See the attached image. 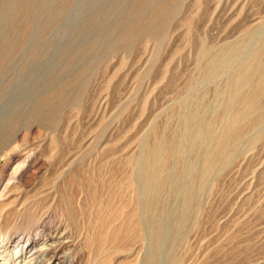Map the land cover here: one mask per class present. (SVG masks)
Wrapping results in <instances>:
<instances>
[{"label": "rangeland", "instance_id": "1", "mask_svg": "<svg viewBox=\"0 0 264 264\" xmlns=\"http://www.w3.org/2000/svg\"><path fill=\"white\" fill-rule=\"evenodd\" d=\"M2 190L0 264H264V0H0Z\"/></svg>", "mask_w": 264, "mask_h": 264}, {"label": "bare ground", "instance_id": "2", "mask_svg": "<svg viewBox=\"0 0 264 264\" xmlns=\"http://www.w3.org/2000/svg\"><path fill=\"white\" fill-rule=\"evenodd\" d=\"M33 163H34V161H33ZM33 163L31 162L30 158L25 159V161H19L17 163V165L12 169L10 179L19 180V181L22 180L25 177L26 173H28L30 171L31 167L34 165ZM23 181H24V179H23ZM5 188L6 187H4V189ZM5 192L6 191H4V190L0 191V199L4 196ZM8 194L9 193H7V195ZM0 203H2V202H0ZM14 242L15 243L12 244L11 247L14 248L15 251H14V253L9 254V255H6V252L9 249V247H8L9 243L7 241L0 243V258L4 259V257H5L6 260L10 263H17L23 257V254L27 253L28 256H26V260L28 259L29 262H31V260H34L36 258L35 257L36 251L41 250L43 248H46V246H48V245H53L54 237H50V236L49 237H43V238L41 237V238H38L37 240H34L33 242H31L29 239H27V238L25 239L24 237L21 236L20 238L17 239V241H14ZM52 261H54L53 257L51 258L50 262H52Z\"/></svg>", "mask_w": 264, "mask_h": 264}]
</instances>
